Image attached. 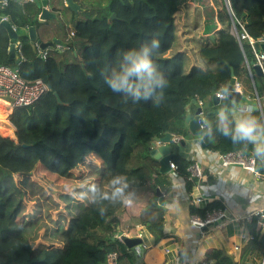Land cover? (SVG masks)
Returning a JSON list of instances; mask_svg holds the SVG:
<instances>
[{"label": "trees", "instance_id": "obj_1", "mask_svg": "<svg viewBox=\"0 0 264 264\" xmlns=\"http://www.w3.org/2000/svg\"><path fill=\"white\" fill-rule=\"evenodd\" d=\"M87 1L83 2L84 13H93L89 8L94 6ZM153 1L155 4L150 0H107L105 6L100 5L99 15L80 20L74 27L69 62L65 53L61 57L54 51L38 57L24 33L16 40L23 60H10V38L0 25V65L17 71L23 79H41L48 88L33 104L13 109L10 121L15 139L0 136V264H104L103 254L115 250L102 252L105 245L125 246L111 237L139 225L158 241L163 237L164 208L156 202L155 190H165L170 181L150 155L154 137L165 132L188 136L184 117L187 106L196 110L192 100L201 102L202 115L214 119L219 105H214L212 95L229 84L231 68L243 94L250 92L249 73L256 59L248 40L239 41L232 33L224 0H212L219 28L207 36L202 35L201 14L192 0ZM229 2L237 30L241 31L240 24L252 40H264V0ZM38 11L35 7L28 15L26 7L11 2L1 13L20 30L38 25ZM112 13L117 19L109 23ZM156 17L169 23L167 36L158 35L161 47L153 58L169 81L165 101L159 106L143 101L125 103L104 83L102 72L118 64L122 51L138 48L146 40L140 37L144 31L137 30V22ZM115 26L123 28L124 34L131 32L134 39L139 37L134 40L136 45L130 38L131 46L121 40ZM54 92L65 105L57 103ZM205 144L220 154L239 151L219 135L215 142ZM250 151L251 146L247 156ZM170 161L177 165L176 173L188 188L199 180L188 172L192 160L175 153ZM255 170L264 173V168L255 166ZM116 174L126 176L136 192L130 207L109 205L101 217L93 206L68 194L89 183L106 190ZM189 210L205 219L207 214L223 211L224 206L210 202L201 208L192 205ZM258 221L264 225L258 216L247 223L254 239L244 241L236 256L215 248L208 252L207 260L211 264H256L264 251Z\"/></svg>", "mask_w": 264, "mask_h": 264}, {"label": "crops", "instance_id": "obj_2", "mask_svg": "<svg viewBox=\"0 0 264 264\" xmlns=\"http://www.w3.org/2000/svg\"><path fill=\"white\" fill-rule=\"evenodd\" d=\"M75 1L82 8L76 16L61 2L57 3L60 17L51 20L52 29L49 33L40 31L41 39L44 41L51 38L64 39L68 33L72 36L74 27L83 20L82 16H85L84 0ZM33 3L29 1L20 4L26 7L28 15H31L37 7ZM191 4L195 7L201 6L202 10L206 11L208 6L214 9L215 15L211 18L213 30L209 31L206 28L205 23L210 20L209 16L204 21L202 30V35H211L219 28L216 8L212 0H192ZM44 24H48V20ZM47 49L51 50V48ZM262 70L264 74V66ZM249 74L251 87L247 95L243 94L239 78L236 77L239 84L236 89L242 93L239 104H251L255 109L253 114L264 120L263 77L255 69ZM190 112L193 115L195 109L190 107ZM9 132L12 133L10 130ZM182 138L185 141L184 144L179 142L169 144L172 152L199 163L202 177L188 188L186 180L181 175L172 171L168 173L170 185L165 190H160L164 202L162 205L164 208L163 237L155 241L141 225L128 232L122 231L128 237H138L139 233L142 234V237H139L142 242L134 249L126 246L119 249L113 244L105 245L102 252L109 249L117 251L118 264H211V261L207 260V254L215 248H222L236 256L238 251H234L233 247L237 244L241 246L244 243L243 236L251 235L247 227L250 221L245 220L244 217L264 210V173L256 175L236 165L223 167L219 160L220 153L207 149L206 144L205 148L201 146V143L197 145L198 136H192L188 132V136ZM198 197L203 198L204 201L196 204L193 200ZM155 200L158 203L156 195ZM210 202H220L224 206V216L201 230L191 223V218L198 216L191 214L189 209L192 205L201 208ZM262 225V221H258L261 230L264 228Z\"/></svg>", "mask_w": 264, "mask_h": 264}, {"label": "clouds", "instance_id": "obj_3", "mask_svg": "<svg viewBox=\"0 0 264 264\" xmlns=\"http://www.w3.org/2000/svg\"><path fill=\"white\" fill-rule=\"evenodd\" d=\"M160 47V40L152 38L138 48L122 51L118 64L102 72L110 91L121 96L125 103L130 100L133 103L151 102L155 106L163 104L169 81L153 59ZM201 68L203 70V64ZM215 95L221 103L214 119L201 115L197 120V145L213 143L219 135L238 146L241 155H248L251 146L252 163L264 168V120L253 114L255 109L251 104H239L231 99L232 89L229 86H221ZM68 194L93 206L101 217L107 213L109 205L130 207L136 199V192L128 178L120 174L112 176L106 190L96 183H89L82 184L80 190H70Z\"/></svg>", "mask_w": 264, "mask_h": 264}, {"label": "built area", "instance_id": "obj_4", "mask_svg": "<svg viewBox=\"0 0 264 264\" xmlns=\"http://www.w3.org/2000/svg\"><path fill=\"white\" fill-rule=\"evenodd\" d=\"M32 0H0V22L1 21H9L8 16L6 14L1 13V10L6 8L11 2L21 3V2H29ZM224 3L230 13L232 19V33L235 37L240 41L247 39L256 59L255 64H258L263 69V61L264 54L260 50L255 49V45L259 43H264V40L257 42L252 40L248 33L243 29V27L239 24L241 31L237 30L235 19L233 13L230 8L229 0H224ZM13 28L16 27L12 24ZM73 35V33H71ZM35 52L38 57L45 58L47 56V51L44 49H40L39 46H36ZM16 59L23 60V56L21 54V45L16 42ZM236 88L239 86L238 82L236 83ZM47 85L41 79L34 80H26L23 79L17 71L12 68L0 65V127H5L6 129H11V121L10 116L14 108L21 106H29L36 102L46 91ZM201 102H199V105ZM12 130V129H11ZM219 160L221 166H229L236 165L241 166L245 170L258 175L255 170V165L252 163L250 156L241 155L239 151H232L227 153L219 154ZM169 168L172 172H176L177 165L169 161ZM188 172L190 173L191 178H201L202 170L199 163L194 162L188 167ZM203 198L198 197L193 200L194 203H201ZM224 216V212L222 210L215 211L211 214H207L205 219H201L199 217H192L191 223L197 228L203 230V228L212 223L213 221ZM253 216H258L261 219H264V210H259L254 213H251L250 216L244 217L245 220H251ZM138 237H142V234H138ZM264 238V233L263 236ZM244 241L253 240V235L243 236ZM240 245H235L233 247L234 251H238ZM102 261L104 264H118L119 255L116 250L107 251L103 254ZM256 264H264V251L262 255L256 259Z\"/></svg>", "mask_w": 264, "mask_h": 264}, {"label": "water", "instance_id": "obj_5", "mask_svg": "<svg viewBox=\"0 0 264 264\" xmlns=\"http://www.w3.org/2000/svg\"><path fill=\"white\" fill-rule=\"evenodd\" d=\"M34 4L38 8V14H37V21L38 25H30L26 26L25 28H21L20 30H17L13 28L10 21H1L0 25L6 28L8 36L10 38V45H9V51L8 56L10 60L16 59V40L18 36L21 33H24L27 35L29 39V43L31 47L35 50L36 46H39L40 49H47L51 48L54 50V52L60 54L61 57L64 56V49L70 48L73 45H75L74 42H68L63 39L59 38H51L48 41H44L40 38L39 34L40 31L42 33H46L52 29L51 27V20H55L59 18L60 13H58L60 10L57 8V3L61 2L65 7L74 12L75 16L78 13V11H82L81 6L75 1V0H32ZM53 5V6H52ZM112 19H117L116 14L112 13L108 21H111ZM48 20V24H44ZM42 24V25H41ZM256 50H260L264 54V43H259L255 45ZM253 69L257 71V73L263 77V83H264V74L262 68L258 64L253 65ZM236 83L237 79L234 76L233 70L231 68V79L229 81V86L232 89V97L235 102L239 103L242 99V93L236 89ZM54 96L56 97L57 103L60 105H65L59 98L56 92H54ZM212 101L214 105H220L221 101L217 98L215 93L212 95ZM195 104L196 110L194 114L192 115L190 112V105L186 107V115L184 117V123L186 125V128L188 132L192 136H198V124L197 120L202 115V108L199 106V103L195 102V100L191 101ZM227 103V101H225ZM216 112V110H215ZM181 143L184 144V139L182 137L175 136L174 134L170 132H165L163 136L161 137H154L153 141L151 142V148H150V155L158 160L159 163V172L161 173H169L171 172L169 168V161L171 160V156L174 154L171 150V147L169 146L170 143ZM201 146L205 148V143H201ZM157 201L160 205H163V197L162 193L159 188H156L155 190ZM264 233V228L261 230L260 237H262ZM118 238L120 241H122L126 247L134 249L136 246L140 245L142 240L139 237H128L122 233V231H118L117 234L111 239Z\"/></svg>", "mask_w": 264, "mask_h": 264}, {"label": "rangeland", "instance_id": "obj_6", "mask_svg": "<svg viewBox=\"0 0 264 264\" xmlns=\"http://www.w3.org/2000/svg\"><path fill=\"white\" fill-rule=\"evenodd\" d=\"M153 4H155V2L153 0H150ZM159 2H161V4L163 3L162 0H158ZM172 1V0H169V2ZM86 2V1H85ZM106 2L107 0H88L87 3H90L92 4L94 7H90L89 9L93 11V13H90V12H87V13H84L85 16H82L83 17V20L84 19H87L88 17H95L97 15H99L101 13V10L99 9V6H105L106 5ZM24 2H21V4H23ZM203 3V1H202ZM157 4V3H156ZM23 6V5H21ZM24 7V6H23ZM197 7V6H196ZM25 8V7H24ZM156 8H159L158 6H156ZM198 12L199 14H201V18H202V25L204 23V21H206L208 19V16L210 17V20H208L205 24H206V28L211 31L213 30V27H212V23H211V18L213 17V15H215V12H214V9L213 8H210L208 6V11H206L205 9L202 10L201 6H198ZM109 18V17H108ZM109 23H113L115 22V19H112L111 21H108ZM114 26V24H113ZM153 26L156 27V32L153 31ZM169 26V23L165 21V18L163 17H156L155 19L153 20H145V19H141L137 22V30L140 31V32H143L141 33L140 37L143 36V38H145L146 40L145 41H149L151 40L152 38L150 37H144V35H147V36H154L153 38H157L158 39V35L162 34V37L164 36H167V34L165 33V30L168 28ZM114 30H117L118 31V34L119 36L121 37V40L123 41H127V44H129L128 46H131L130 43H129V38L131 39L130 42L132 41L133 44L136 45V42L134 40L138 39L139 37H135L136 39L133 38V35L131 32H128L127 34H124V29H120L118 27L115 26ZM67 33V32H66ZM69 35V33H68ZM70 36V35H69ZM68 36V37H69ZM70 38H73V36H70ZM133 38V39H132ZM149 38V39H148ZM74 39V38H73ZM145 41H142L140 42L139 44V47L142 45V44H145L143 42ZM46 50V49H45ZM76 50V49H75ZM75 50L73 51V54L75 55ZM48 53H52L53 50L51 49H47L46 50ZM65 56H66V62H69L70 61V55H69V50H67L65 52ZM6 126L5 128L0 127V136H3V137H10V138H13L15 139V128L13 126V124H11V129H6ZM9 130L12 132L10 133Z\"/></svg>", "mask_w": 264, "mask_h": 264}, {"label": "flooded vegetation", "instance_id": "obj_7", "mask_svg": "<svg viewBox=\"0 0 264 264\" xmlns=\"http://www.w3.org/2000/svg\"><path fill=\"white\" fill-rule=\"evenodd\" d=\"M69 35H66V36H64V39L63 40H65V41H68V42H74L73 41V38H70V36L68 37ZM70 48H65L64 49V53L67 51V50H69Z\"/></svg>", "mask_w": 264, "mask_h": 264}]
</instances>
